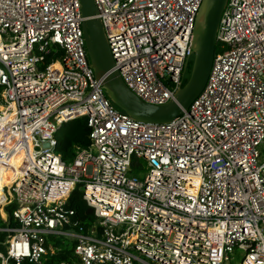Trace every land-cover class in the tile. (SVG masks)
Instances as JSON below:
<instances>
[{"label":"built area","instance_id":"built-area-1","mask_svg":"<svg viewBox=\"0 0 264 264\" xmlns=\"http://www.w3.org/2000/svg\"><path fill=\"white\" fill-rule=\"evenodd\" d=\"M93 3L125 85L171 98L200 0ZM82 19L79 0H0V264H264V0H227L202 88L165 122L108 99ZM79 115L89 141L65 161L54 132ZM60 236L75 258L52 263Z\"/></svg>","mask_w":264,"mask_h":264},{"label":"water","instance_id":"water-1","mask_svg":"<svg viewBox=\"0 0 264 264\" xmlns=\"http://www.w3.org/2000/svg\"><path fill=\"white\" fill-rule=\"evenodd\" d=\"M227 0H200L191 29V63L185 82L162 103H150L135 95L114 68L106 37L93 0H79L84 46L93 76L108 99L137 121L165 122L186 108L202 88L213 57L215 35ZM61 123V122H60ZM58 123V125L60 124ZM57 125V126H58Z\"/></svg>","mask_w":264,"mask_h":264},{"label":"trees","instance_id":"trees-1","mask_svg":"<svg viewBox=\"0 0 264 264\" xmlns=\"http://www.w3.org/2000/svg\"><path fill=\"white\" fill-rule=\"evenodd\" d=\"M61 49L57 48L56 52H60ZM191 58L185 65L183 79L181 85L185 82L189 69H190ZM1 89V85H0ZM88 133L89 127L86 123L85 116L79 115L63 120L55 129L54 138L55 146L54 149L57 151L61 158L65 161L70 159L73 155L74 148L78 146H86L88 144ZM66 204L72 207L75 212V216L79 220V224L86 227L94 220L92 207H90L84 199L81 197V192L78 186H75L69 193ZM12 204L6 206L10 208ZM74 238L68 236H60L55 239V252L52 254L51 262L54 263L60 259L71 260L74 259V254L71 251L74 243ZM30 264V263H23ZM139 264V263H135Z\"/></svg>","mask_w":264,"mask_h":264},{"label":"bare ground","instance_id":"bare-ground-1","mask_svg":"<svg viewBox=\"0 0 264 264\" xmlns=\"http://www.w3.org/2000/svg\"><path fill=\"white\" fill-rule=\"evenodd\" d=\"M5 178L7 181H10L13 178V174L9 169L2 170L0 172V178Z\"/></svg>","mask_w":264,"mask_h":264},{"label":"rangeland","instance_id":"rangeland-1","mask_svg":"<svg viewBox=\"0 0 264 264\" xmlns=\"http://www.w3.org/2000/svg\"><path fill=\"white\" fill-rule=\"evenodd\" d=\"M140 165H139V170H140V174L143 173V171L145 170V162L141 159L138 158ZM238 260H234L233 262L236 263Z\"/></svg>","mask_w":264,"mask_h":264}]
</instances>
